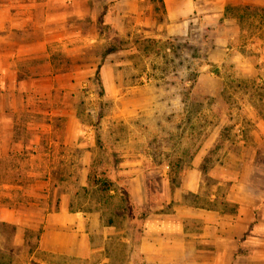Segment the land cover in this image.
Returning <instances> with one entry per match:
<instances>
[{
	"label": "crops",
	"instance_id": "crops-1",
	"mask_svg": "<svg viewBox=\"0 0 264 264\" xmlns=\"http://www.w3.org/2000/svg\"><path fill=\"white\" fill-rule=\"evenodd\" d=\"M101 1H114L105 21L116 27L114 16L119 20L124 5L145 37H184L197 25L229 51L236 37L229 22H240L246 5L264 7V0ZM40 5L47 7L46 22L63 23L48 27L41 39L27 38L22 30L33 26ZM99 16L97 0H0V264H264V114L259 112L252 127L231 142L232 149L213 153L217 138L202 147L179 185L173 188L169 179L164 202L147 206L140 185L128 200L110 189V200L103 198L97 207L75 205L67 193L55 195L52 169L83 165L86 171L91 162L73 156V147L82 143L73 141L71 127L57 138L50 126L41 152V128L30 124L39 113L33 99L71 77L64 67L55 72L51 43L70 40L76 21L73 29L80 36L86 38L82 23L89 20L100 34ZM42 65L46 72L33 71ZM22 117L29 118L27 125L20 124ZM41 164L48 167L44 180L34 170ZM71 173L68 168L63 180ZM169 203L170 212L164 208Z\"/></svg>",
	"mask_w": 264,
	"mask_h": 264
},
{
	"label": "rangeland",
	"instance_id": "rangeland-1",
	"mask_svg": "<svg viewBox=\"0 0 264 264\" xmlns=\"http://www.w3.org/2000/svg\"><path fill=\"white\" fill-rule=\"evenodd\" d=\"M122 6L119 20L114 16L119 34H112V40L122 38L126 47L103 59L107 39L98 34L96 22L82 23L87 32L84 38L73 29L76 21L70 40L50 46L55 72L64 67L71 77L61 79L63 87L56 84L54 91L49 87L50 92L33 99L39 115L29 123L41 128V152L46 149L42 142L49 140L50 126L57 129V138L71 127L73 141L82 143L73 147V156H86L91 162L86 171L83 165H69L73 174L66 175L68 181L63 180L66 166L52 169L55 195L67 193L75 205L97 207L103 198L110 200L108 190L92 183L89 176L94 175L105 178L127 200L129 191L140 185L147 206L164 202L169 179L173 188L179 185L202 147L217 138L213 153L225 146L232 149L231 142L252 127L256 113L264 114V27L257 20L229 22L236 35L229 51L214 45L206 29L197 25L184 37H145L138 30L141 25ZM46 8L37 7L33 26L27 24L22 30L27 38L41 39L48 27L53 30L63 23H47ZM33 55L43 60L41 53ZM33 71L43 73L46 68L42 65ZM27 120L20 118V124L27 125ZM46 157L42 154L41 162ZM34 170L46 179L47 166L34 165ZM164 208L170 212L172 205Z\"/></svg>",
	"mask_w": 264,
	"mask_h": 264
},
{
	"label": "trees",
	"instance_id": "trees-1",
	"mask_svg": "<svg viewBox=\"0 0 264 264\" xmlns=\"http://www.w3.org/2000/svg\"><path fill=\"white\" fill-rule=\"evenodd\" d=\"M114 3V1L109 2H102L101 0H97V7L99 10V19H98V31L100 35L104 36L107 39V42L103 48L102 57H106L108 54L116 52L117 50H120L124 47L125 41L122 38H119L117 41H113L112 34H119L117 27L110 21H105L106 13L109 9H111V5ZM239 21L241 23H253L254 20H257L258 23H260L261 26L264 27V7H258L254 5H246L243 8V11L238 14ZM156 41V40H153ZM100 78L99 76H97ZM92 183L94 185H101L106 190L112 189V185H110L108 182H106L105 178H101L97 175L89 176ZM172 181V180H171ZM232 210V208H230Z\"/></svg>",
	"mask_w": 264,
	"mask_h": 264
}]
</instances>
